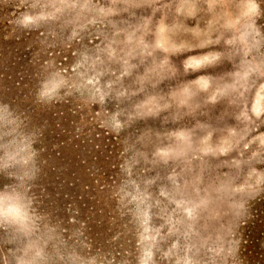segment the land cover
<instances>
[{
  "label": "rangeland",
  "instance_id": "1",
  "mask_svg": "<svg viewBox=\"0 0 264 264\" xmlns=\"http://www.w3.org/2000/svg\"><path fill=\"white\" fill-rule=\"evenodd\" d=\"M246 254L264 259V0H0V264Z\"/></svg>",
  "mask_w": 264,
  "mask_h": 264
},
{
  "label": "trees",
  "instance_id": "2",
  "mask_svg": "<svg viewBox=\"0 0 264 264\" xmlns=\"http://www.w3.org/2000/svg\"><path fill=\"white\" fill-rule=\"evenodd\" d=\"M84 4H85V2L82 3V5H84ZM255 226H257V224H256ZM251 230H252V229H251ZM252 231H254V229H253ZM245 257H246V258H245ZM247 257H248L247 254H246V256H242V258H241V260H240V263H241V264H245V263H246V264H249V263L251 262V257H248V258H247ZM259 263H260V264H264V259L259 260Z\"/></svg>",
  "mask_w": 264,
  "mask_h": 264
}]
</instances>
